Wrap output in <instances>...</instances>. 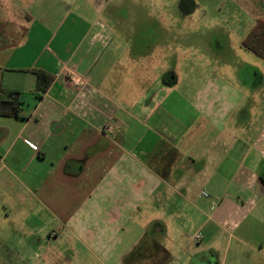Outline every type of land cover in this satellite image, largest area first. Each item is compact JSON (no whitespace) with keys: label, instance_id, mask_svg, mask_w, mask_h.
I'll use <instances>...</instances> for the list:
<instances>
[{"label":"crops","instance_id":"1","mask_svg":"<svg viewBox=\"0 0 264 264\" xmlns=\"http://www.w3.org/2000/svg\"><path fill=\"white\" fill-rule=\"evenodd\" d=\"M15 9L23 18L10 30L0 28V91L18 92L23 105L20 116L0 115L1 222L21 221V230L31 218L45 221L42 211L64 223L82 210L95 217L103 214L107 232L133 243L144 233L136 215L150 199H194L199 208L201 179L208 169L213 175L235 164L234 176L248 172L250 184L264 189L258 176L264 151L254 148L245 162H224L234 142L230 136L225 143L218 126L210 138L204 123L198 130L182 118L177 122L184 127L171 129L173 133L166 128L142 130L145 117L156 114L163 93L150 82L153 96L146 92L143 98L128 100L133 93L119 85L123 80H111L112 69L116 75L123 70L126 50L113 47L115 35L100 20L99 0H24ZM35 68L55 75L41 95ZM67 68L82 74L85 84L69 80ZM201 119L209 121L204 115ZM159 138L163 141L153 144ZM144 141L150 144L145 147ZM177 162L189 168L179 177L172 170ZM42 228L31 224L29 232ZM36 240L37 245L43 242L40 236ZM30 244L20 256L5 246L4 256L34 264L42 254ZM196 251L206 247L199 245Z\"/></svg>","mask_w":264,"mask_h":264},{"label":"rangeland","instance_id":"2","mask_svg":"<svg viewBox=\"0 0 264 264\" xmlns=\"http://www.w3.org/2000/svg\"><path fill=\"white\" fill-rule=\"evenodd\" d=\"M17 1L0 0V28L10 30L21 20L15 6L24 0ZM99 1L100 20L115 35L113 47L126 50L123 70L116 75L112 69L111 80H123L119 85L133 93L128 100L146 92L153 96L151 83L163 93L142 130L173 133L184 127L177 118L188 119L187 126L194 122L198 130L204 123L209 138L217 126L223 140L232 136L234 147L224 162H245L254 148L264 151V59L242 44L256 21L264 19V0H191L187 9L183 0ZM188 169L183 162L172 168L178 177ZM237 169L229 164L213 175L210 169L204 172L199 208L194 199L147 201L136 215L144 233L133 243L107 232L103 214L82 210L64 223L42 211L45 221L30 219L43 227L40 232H29V223L19 230L21 221L0 220V264H28L15 256L30 243L42 254L34 264H264V189L250 184L248 172L234 176ZM199 245L206 251L198 253ZM5 246L16 253L13 260L4 256Z\"/></svg>","mask_w":264,"mask_h":264},{"label":"trees","instance_id":"3","mask_svg":"<svg viewBox=\"0 0 264 264\" xmlns=\"http://www.w3.org/2000/svg\"><path fill=\"white\" fill-rule=\"evenodd\" d=\"M243 45L254 51L264 59V19L259 18L242 41ZM37 75L36 91L41 95L46 92L55 79V75L44 69L35 68ZM23 101L18 92L8 91L4 88L0 91V115L20 116Z\"/></svg>","mask_w":264,"mask_h":264},{"label":"built area","instance_id":"4","mask_svg":"<svg viewBox=\"0 0 264 264\" xmlns=\"http://www.w3.org/2000/svg\"><path fill=\"white\" fill-rule=\"evenodd\" d=\"M65 75L76 86H83L85 84V82H86V78L82 74H80L77 71H75L74 69L67 68L65 70Z\"/></svg>","mask_w":264,"mask_h":264},{"label":"flooded vegetation","instance_id":"5","mask_svg":"<svg viewBox=\"0 0 264 264\" xmlns=\"http://www.w3.org/2000/svg\"><path fill=\"white\" fill-rule=\"evenodd\" d=\"M191 0H183V2H182V6H183V8L184 9H187L188 8V4H189V2H190ZM250 31V30H249ZM243 41V40H242ZM243 44V43H242ZM244 46V45H243ZM244 47H246V46H244ZM247 48V47H246ZM248 49V48H247ZM250 50V49H249ZM250 51H252V50H250ZM252 52H254V51H252ZM255 53V52H254ZM256 54V53H255ZM264 165V164H263ZM262 165V166H263ZM262 166H261V168H262ZM261 168H260V170H261ZM261 180H263L264 181V175H261Z\"/></svg>","mask_w":264,"mask_h":264}]
</instances>
